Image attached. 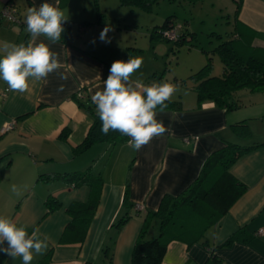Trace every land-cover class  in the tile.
<instances>
[{"label":"crops","instance_id":"obj_1","mask_svg":"<svg viewBox=\"0 0 264 264\" xmlns=\"http://www.w3.org/2000/svg\"><path fill=\"white\" fill-rule=\"evenodd\" d=\"M45 2L55 4L56 0H0V11L7 3H13L20 21L0 19V44L26 43L30 38L25 22L27 10ZM237 2H240L239 30L252 36L253 46L264 48V0H232L234 12ZM59 8L70 24L69 41L50 45L62 63L59 71L49 74L46 82L30 81L24 93L9 90L0 80V216L26 226L29 235L38 229L41 238H48L46 252L35 256L31 264H39L50 250L49 264L100 263L104 261L102 246L112 242L111 264H130L146 213L157 211L164 195H177L192 183L211 152L226 142L246 146L264 142V91H238L236 98L240 107L226 111L212 101L198 105L191 87L186 95H173L172 108L157 109L156 118L168 131L139 151L133 150L127 141L99 142L74 155L72 148L85 138L92 119L72 95L82 90L83 96L91 99L95 91L103 89V81L109 75L106 64L121 60L110 50L113 48L110 31L106 37L110 43L102 42L100 36H93L90 31L108 27L120 32L132 25V21H138L132 20V15L141 16V13L136 12L139 8L122 6L119 0H68ZM147 14L144 20L151 30L166 17L176 16L153 10ZM76 25L77 33L72 34ZM235 26L234 19L231 37L237 35ZM40 39L48 43L44 37ZM158 45L155 41L154 50ZM204 63L203 58L192 62L190 74L197 70H193L195 65ZM59 73H64L67 80L60 79ZM148 75V71L143 73L139 69L132 79L145 85L157 82L146 80ZM60 85H64L63 91H58ZM11 119H15V125L2 131ZM242 120L250 127L248 138L238 136L230 127ZM64 129L69 130L66 139L60 137ZM89 167L103 179L95 214L81 244H60L61 235L71 220L66 208L72 203L84 202L89 188L85 185L67 188L62 179L44 182L37 181V177L42 173L84 171ZM230 172L247 186L245 192L204 231L199 241L187 244L170 240L161 264H216L210 258V248L222 264H264V144L238 159ZM126 183L129 199L134 204L127 209L122 207ZM13 185L18 192L12 190ZM49 195L60 202V207L47 213L45 200ZM125 212L130 218L116 229L113 222ZM259 229L263 230L261 234ZM239 230L246 241L240 239L223 245ZM157 234L158 221H155L147 236L152 238ZM3 246L7 247V243ZM0 264H22V259L13 260L0 252Z\"/></svg>","mask_w":264,"mask_h":264},{"label":"trees","instance_id":"obj_2","mask_svg":"<svg viewBox=\"0 0 264 264\" xmlns=\"http://www.w3.org/2000/svg\"><path fill=\"white\" fill-rule=\"evenodd\" d=\"M67 1L60 0L59 7L64 6ZM156 1L119 0L122 6L139 8L146 12L152 10ZM239 7L240 2H237L234 12L237 35L222 41L216 47V52L222 62L221 75L212 74V61L207 55L205 63L188 76L192 81V89L195 92L198 105L204 101H212L226 111H233L240 107L236 98L238 91L245 89L251 92L264 91V48L253 46L252 36L239 30L237 26ZM174 17V15L166 17L161 25L151 30L150 37L152 39L163 37L162 30L169 29L177 23ZM100 19L101 14L98 11V20L100 21ZM63 27L64 32L60 42L67 43L70 24L65 21ZM191 38L189 32L182 25L178 38L174 42L176 45H180L190 42ZM130 49L138 50L132 47ZM106 67L109 71L111 64H106ZM72 98L92 119L85 138L80 144L73 146L74 155L81 154L95 143L117 144L129 140V137L122 135L119 131L110 130L107 135L102 134L100 131L102 123L96 115V106L92 100L84 96L79 97L77 93L72 95ZM166 103L167 108H172L175 104L171 100ZM230 127L235 134L242 138L251 136V130L246 120L235 122ZM68 131V129H64L60 137L66 139ZM263 144L264 142L246 146L226 142L221 148L211 152L192 183L177 195H164L157 211L146 213L132 249L130 264H161L167 243L172 239H178L187 244L199 241L203 237L204 231L214 225L247 189L244 183L231 174V167L242 156ZM56 179H62L67 188H77L83 185L89 188V195L84 202L72 203L66 208L71 220L66 225L59 241L60 244H81L98 205L103 184L102 176L100 173L94 174L89 167L84 171L42 173L37 177V181L44 182ZM45 204L47 213L60 207V202L52 195L47 196ZM133 205L129 199V184L126 183L122 207L127 209ZM129 218L130 215L125 212L113 222V226L119 229ZM155 221H158V234L149 238L147 233ZM242 237V231L239 230L223 245L228 246L233 241L240 239L246 241ZM203 242L206 243V241ZM112 243H105L101 248L103 262L85 261L83 264H111ZM51 252L52 250L39 264H49ZM210 258L214 259L216 264L221 263L217 260L213 248H210Z\"/></svg>","mask_w":264,"mask_h":264},{"label":"clouds","instance_id":"obj_3","mask_svg":"<svg viewBox=\"0 0 264 264\" xmlns=\"http://www.w3.org/2000/svg\"><path fill=\"white\" fill-rule=\"evenodd\" d=\"M60 0L55 4L42 3L38 8L27 10L26 31L29 40L26 43L3 42L0 44V80L9 90L26 92L30 81H47L49 74L58 72L62 67L59 56L50 45L60 42L66 21L64 12L59 8ZM110 28L105 27L100 33V40L106 39ZM44 37L48 43L40 38ZM142 66V59L131 57L127 61L116 60L111 64L109 75L103 81V89L95 91L92 103L96 106V115L102 123L101 133L119 131L129 137L128 145L135 151L168 129L157 120V109L163 111L168 101L176 93L177 85L169 82H153L145 85L132 76ZM60 79L67 80L64 73ZM60 85L58 91H63ZM14 192H18L15 185ZM7 243V247L3 245ZM48 247V238H41L38 229L31 234L26 226L18 225L13 219L0 216V252L15 260L22 259V264H31L35 256L43 255Z\"/></svg>","mask_w":264,"mask_h":264},{"label":"rangeland","instance_id":"obj_4","mask_svg":"<svg viewBox=\"0 0 264 264\" xmlns=\"http://www.w3.org/2000/svg\"><path fill=\"white\" fill-rule=\"evenodd\" d=\"M152 10L175 13L174 19L189 32L191 41L176 45L174 41H168L164 37L152 40L151 28L144 20L149 12L137 9L136 12L141 13V16L136 14L130 18L138 21H132V25H128L127 29L122 28L120 32H109V39L113 44L110 50L115 56L123 61H127L130 56L141 58L140 70L143 73L148 71L149 74L146 80L175 84L178 89L175 94L190 93L193 84L188 76L192 70V62L206 59L207 55L212 61V74L221 75L222 62L216 47L229 39L234 31L232 0H157ZM71 33H77V25L72 28ZM100 33L101 30L90 31L93 36H100ZM155 41L159 45L154 50ZM128 46H137L138 50L133 51ZM195 66L197 67L193 70H198L201 65Z\"/></svg>","mask_w":264,"mask_h":264},{"label":"built area","instance_id":"obj_5","mask_svg":"<svg viewBox=\"0 0 264 264\" xmlns=\"http://www.w3.org/2000/svg\"><path fill=\"white\" fill-rule=\"evenodd\" d=\"M0 19L9 21V22H20L17 18V10L13 3H7L5 7L0 11ZM182 29V24L175 23L171 28L162 30L161 35L164 38H167L171 41H175L178 38V35L180 33V30ZM7 90V88L5 89ZM79 97H83V91L79 90L76 92ZM16 121L15 119H11L8 123H6L2 127V131H6L10 128H12L15 125ZM263 230L259 229L258 233H262Z\"/></svg>","mask_w":264,"mask_h":264}]
</instances>
